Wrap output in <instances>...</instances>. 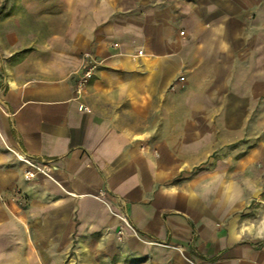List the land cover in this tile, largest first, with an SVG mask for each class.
<instances>
[{"label": "crops", "instance_id": "crops-1", "mask_svg": "<svg viewBox=\"0 0 264 264\" xmlns=\"http://www.w3.org/2000/svg\"><path fill=\"white\" fill-rule=\"evenodd\" d=\"M10 5L0 264H264L221 201L264 116V0ZM86 54L98 63L78 91ZM20 153L46 174L25 178Z\"/></svg>", "mask_w": 264, "mask_h": 264}, {"label": "rangeland", "instance_id": "rangeland-1", "mask_svg": "<svg viewBox=\"0 0 264 264\" xmlns=\"http://www.w3.org/2000/svg\"><path fill=\"white\" fill-rule=\"evenodd\" d=\"M11 1L17 0H0V19L17 10L11 7ZM260 108L261 105L254 111L257 118L254 134L250 135L252 141L246 150L232 156L241 158L240 164L225 169L232 183L222 184L221 200L223 213L229 209L222 223H235L239 229L247 230L255 243L264 241V231H261L264 229V116H261Z\"/></svg>", "mask_w": 264, "mask_h": 264}, {"label": "built area", "instance_id": "built-area-1", "mask_svg": "<svg viewBox=\"0 0 264 264\" xmlns=\"http://www.w3.org/2000/svg\"><path fill=\"white\" fill-rule=\"evenodd\" d=\"M180 34H183V31H181ZM97 63H98L97 59H95L93 56H91L90 54L85 55L83 71L77 83L78 91H81V89L87 84L89 79L92 77L93 70L96 68ZM180 79H183V77H180ZM83 108L87 110L86 107ZM18 157L19 159H21V161H23L26 164V168L23 172L25 178H32L37 173L46 174V172L48 171V166L45 161L38 163L34 161L31 157L23 153L18 154ZM121 220L123 226L129 228L134 234L138 235L137 231L135 230L134 226L130 223L127 216L125 215L122 216ZM122 235H123V229L122 227H119V229L117 230V236L118 238H120Z\"/></svg>", "mask_w": 264, "mask_h": 264}, {"label": "trees", "instance_id": "trees-1", "mask_svg": "<svg viewBox=\"0 0 264 264\" xmlns=\"http://www.w3.org/2000/svg\"><path fill=\"white\" fill-rule=\"evenodd\" d=\"M136 230V229H135Z\"/></svg>", "mask_w": 264, "mask_h": 264}]
</instances>
